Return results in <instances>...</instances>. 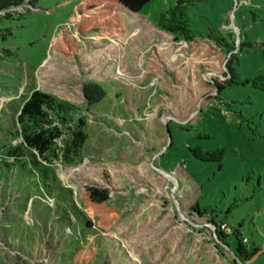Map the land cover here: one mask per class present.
<instances>
[{
	"label": "rangeland",
	"instance_id": "1",
	"mask_svg": "<svg viewBox=\"0 0 264 264\" xmlns=\"http://www.w3.org/2000/svg\"><path fill=\"white\" fill-rule=\"evenodd\" d=\"M81 1L38 0L0 13L12 16L0 20L8 34L0 42V170L13 162L4 147L23 144L17 117L34 90L75 107L74 121L87 119L78 153L66 154L65 130L54 154L37 158L51 169L50 181L25 160L0 175V264H72L91 250L92 264H241L235 237L225 247L195 205L238 230L247 250L260 249L245 264H264V92L252 84L264 76V0H198L187 8L192 34L229 52L237 80L192 128L167 123L162 99L161 86L178 87L197 63L187 43L158 28L176 0H153L138 13L117 7L122 40H79L78 54L66 57L55 40L64 29L77 37ZM148 61L162 79L147 73ZM88 83L101 85L106 98L87 110ZM154 123L164 127L153 132ZM87 188L107 190L119 213L107 233L75 221L93 220L81 206Z\"/></svg>",
	"mask_w": 264,
	"mask_h": 264
},
{
	"label": "trees",
	"instance_id": "2",
	"mask_svg": "<svg viewBox=\"0 0 264 264\" xmlns=\"http://www.w3.org/2000/svg\"><path fill=\"white\" fill-rule=\"evenodd\" d=\"M38 0H0V13H9L12 10L33 4ZM153 0H83L75 6L73 20L76 22V32L71 33L64 29L55 40V47L59 54L66 57H75L80 49L79 40L98 39L122 40L125 36V28L121 18L116 15L117 7H123L132 13H138L143 7ZM198 0H176V4L162 14L158 21V28L177 37L176 39L187 43L191 52L196 55V66L191 70L189 75L183 77L181 85L178 87L174 83L171 87L161 86L165 108V117L170 121L177 123H186L189 128L199 123V117L213 101L219 99L221 93L232 85L237 84L236 75L230 68V58L227 60L229 52L224 55L223 47L211 45L204 40H197L189 29L187 21V8ZM7 14L5 18H11ZM0 30V42H5L8 34H2ZM9 54V51H4ZM10 55V54H9ZM147 73L163 78L154 65L147 62ZM227 70V73L225 72ZM228 77L224 81L223 78ZM253 86L264 92V76H257L252 81ZM83 94L86 101V109L96 108L106 98V92L101 85L88 83L83 87ZM177 95V96H176ZM77 109L70 104L59 101L54 96L34 90L29 95L23 106L20 108L17 117V123L20 125V136L23 144L16 147H4L6 158L13 162L5 160L4 171L0 170V175H9L16 165H21L25 160L28 167L33 170L38 168L44 173L45 179L50 181L51 175L49 167L42 164L38 159H44L49 154H54L55 142L60 139L63 133L68 132L71 137V145L66 154L75 155L78 153L87 141V119L79 116L76 121L73 118ZM157 124V125H156ZM164 126L154 123L153 132ZM188 131V130H186ZM37 156H35V154ZM219 158L221 159V155ZM211 156L205 157L206 161ZM212 161L221 163V160ZM51 170V169H50ZM8 182V181H6ZM9 183V182H8ZM47 197H53V194H47ZM56 199V198H55ZM63 200V199H62ZM58 202V199L56 200ZM57 204V203H56ZM81 206L84 210L91 213L93 220L83 222L78 216L75 221L81 227L84 224L88 229H93L101 235L113 229L119 222L118 211L109 205V193L107 190L98 188H87L81 199ZM73 211L74 207H73ZM194 212L200 217H209L210 224L216 228L214 234L219 241L225 246L224 239L232 235L237 241L234 261L245 264L260 254V249L253 248L247 250L246 239L241 237L238 230H234L223 218L218 219L214 210L205 208L201 210L195 205ZM229 213V210L227 211ZM74 214H77L76 212ZM6 223V220L3 224ZM227 225L229 232L219 231L221 225ZM79 231V230H78ZM97 256L96 250L79 251L72 258V264H92Z\"/></svg>",
	"mask_w": 264,
	"mask_h": 264
},
{
	"label": "built area",
	"instance_id": "3",
	"mask_svg": "<svg viewBox=\"0 0 264 264\" xmlns=\"http://www.w3.org/2000/svg\"><path fill=\"white\" fill-rule=\"evenodd\" d=\"M215 229H216V228L213 229V232L216 231ZM219 231H221V232H223V233H227V232H229L230 230H229V228H228L227 225L223 224V225L220 226Z\"/></svg>",
	"mask_w": 264,
	"mask_h": 264
}]
</instances>
